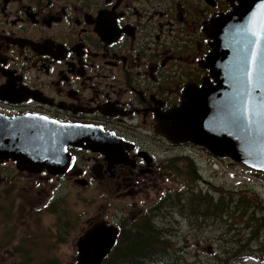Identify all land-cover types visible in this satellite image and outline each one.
Instances as JSON below:
<instances>
[{
  "label": "flooded vegetation",
  "instance_id": "1",
  "mask_svg": "<svg viewBox=\"0 0 264 264\" xmlns=\"http://www.w3.org/2000/svg\"><path fill=\"white\" fill-rule=\"evenodd\" d=\"M238 4V0H0V113L45 115L119 139L117 147L107 142L105 153L86 141L70 146L74 166L58 177L72 179L82 188L98 180L107 192L131 198L145 195L144 204L145 199H155L154 209L147 208L144 214L127 209L135 222L122 223V234L133 237L145 225L169 241L158 225L176 212L191 221L189 196L203 182L200 156L221 157L191 141L175 142L158 127L183 105L189 88H202L211 76L204 65L211 52L209 34L213 26L224 25ZM9 164L16 173H26L6 160L0 166L7 168V175ZM43 172L48 181L55 178L53 171ZM160 184L168 185L152 196ZM204 204L214 213H206L210 217L203 224L211 221L219 227L239 213V205L232 214V203L226 200L219 209L209 199ZM257 233L252 237L260 239ZM260 242L255 255L263 256L264 236Z\"/></svg>",
  "mask_w": 264,
  "mask_h": 264
},
{
  "label": "rangeland",
  "instance_id": "2",
  "mask_svg": "<svg viewBox=\"0 0 264 264\" xmlns=\"http://www.w3.org/2000/svg\"><path fill=\"white\" fill-rule=\"evenodd\" d=\"M190 155L196 156L193 151ZM217 159L200 156L203 182L199 191L193 192L194 196L191 193L189 203L204 207L200 200H205V195L211 198L220 195L235 209L250 200L247 214L222 227L211 221L204 224V220L189 221L178 212L174 217L168 216L169 213L159 217L163 220L158 226L167 234L168 243L184 253L179 264H217L224 250L242 249L246 244L251 250L248 255H255L262 247L260 239L252 235L261 231L264 236V173L256 174L254 169L229 157ZM6 171L3 168L0 175V264H70L76 260L81 238L92 233L98 222L104 221L120 230L122 223L135 222L128 215V208L131 213L144 214L155 205V199L152 202L145 199L144 204L145 195L131 198L113 190L107 192L98 180L82 188L72 179L62 180V175L48 181L40 172L18 174L12 166L11 175ZM167 185L160 184L152 196L156 197V190ZM221 193L234 195L235 199ZM213 235L218 240L215 236L214 240L210 238ZM239 264L258 261L245 260Z\"/></svg>",
  "mask_w": 264,
  "mask_h": 264
},
{
  "label": "water",
  "instance_id": "3",
  "mask_svg": "<svg viewBox=\"0 0 264 264\" xmlns=\"http://www.w3.org/2000/svg\"><path fill=\"white\" fill-rule=\"evenodd\" d=\"M262 4L264 0H239L238 10L224 23L231 22L230 26L217 32L225 35L224 40L221 41L216 32L209 34L214 41L210 43L212 52L204 65L210 70L213 81L209 78L202 88H189L182 107L172 112L171 119H165L158 127L161 133L175 142L191 140L204 145L216 156L230 157L260 172H264V121L253 125V131L249 133L238 119L237 109L243 79L241 65L252 51L250 34L242 29ZM234 24L238 25L234 31V37H237L231 39L228 32ZM258 52L257 72H260L264 41ZM256 76L254 73V82ZM253 95L260 97L264 93L257 90ZM75 126L60 124L40 115L10 117L0 113V160L12 159L22 170L46 168L62 172L69 163V145L86 140L93 149L103 151V147L108 150L107 142L112 146H116V142L120 144L118 139L98 130L93 131L92 138L81 139V135L88 132H78L79 126ZM85 129L90 130L88 127ZM117 235L118 230L112 226L96 225L92 233L81 238L76 264H101Z\"/></svg>",
  "mask_w": 264,
  "mask_h": 264
},
{
  "label": "trees",
  "instance_id": "4",
  "mask_svg": "<svg viewBox=\"0 0 264 264\" xmlns=\"http://www.w3.org/2000/svg\"><path fill=\"white\" fill-rule=\"evenodd\" d=\"M8 189L11 190V180L10 187ZM192 196H194V193ZM205 197H207V195H205ZM189 200H191V198H189ZM204 201V199L200 200L201 203ZM249 201L250 200L246 201L245 203L242 202L245 204V206L242 208L239 207L242 213H247ZM188 204L191 221H198L208 211V208H206L205 205L204 207L203 205L201 207H197L196 203ZM233 208L234 206L230 204V210L232 211V214ZM242 213L239 212L238 215L233 214L234 219L231 223H236L237 218L242 219L246 215ZM231 223L223 222L221 225H230ZM122 231L123 228L121 229L115 248L113 249L110 256L104 260L103 264H157L160 262H163L164 264H179V262L184 259V254H180L179 249L174 250L173 247L168 243V240L162 239V233L155 230L153 227L144 225L133 237H125L124 234H122ZM257 234L259 235V232ZM214 236L215 235L210 238L214 240ZM261 236L262 232H260L259 238H261ZM250 252L251 250L246 244L242 245V249L223 251V253L218 258L217 264H237V262L242 263L244 260L250 257L248 256ZM261 255L263 256H260V259L264 263V251H262Z\"/></svg>",
  "mask_w": 264,
  "mask_h": 264
},
{
  "label": "snow or ice",
  "instance_id": "5",
  "mask_svg": "<svg viewBox=\"0 0 264 264\" xmlns=\"http://www.w3.org/2000/svg\"><path fill=\"white\" fill-rule=\"evenodd\" d=\"M262 18H264V4L261 5L260 10L253 13L247 25L242 29L250 34L249 43L252 45V51L243 59L241 65L243 79L237 117L249 133L253 131V125L264 121V95L260 97L253 95L257 90L264 93V58H260V72H257L258 50L264 41V20ZM254 73H257L255 82L253 81Z\"/></svg>",
  "mask_w": 264,
  "mask_h": 264
},
{
  "label": "bare ground",
  "instance_id": "6",
  "mask_svg": "<svg viewBox=\"0 0 264 264\" xmlns=\"http://www.w3.org/2000/svg\"><path fill=\"white\" fill-rule=\"evenodd\" d=\"M238 29V25L237 24H234L233 25V27L231 28V30L228 32V38L230 37L231 39H233V38H235L236 39V37H237V35H235V37H234V31L235 30H237ZM74 139V138H73ZM74 140H76V139H74ZM189 197H191V195L189 196ZM206 199H209L211 202H213L215 205H216V207H217V209H219V207H220V205H222V204H224L225 203V199H221L220 201H219V199L218 198H211V197H208V195H207V197H206ZM235 199V198H234ZM217 202H219V205H217ZM251 203V202H250ZM251 205V204H250ZM245 206V204L244 203H242V204H239V207L240 208H242V207H244ZM258 207V206H257ZM240 208H239V212L240 213H242L241 211H240ZM256 209V208H255ZM214 213V211H212V210H210V209H208V211H207V213L208 214H210V213ZM257 212V211H256ZM261 213V212H260ZM242 214H247V213H242ZM210 216L209 215H204L202 218H200L198 221H200V223L203 221V220H205V219H207V218H209ZM197 222V221H196ZM203 224V223H202ZM202 224H201V227H203L202 226ZM200 227V228H201ZM261 232V231H260ZM263 233V232H262ZM258 235V234H257ZM260 239H262V236H261V238ZM170 246H172V244H170ZM264 247V246H263ZM264 250V249H263ZM132 264H139V263H132ZM156 264V263H155Z\"/></svg>",
  "mask_w": 264,
  "mask_h": 264
}]
</instances>
